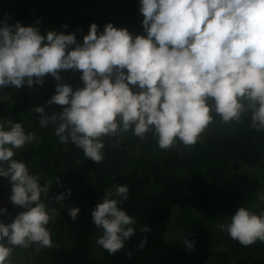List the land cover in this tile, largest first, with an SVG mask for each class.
I'll list each match as a JSON object with an SVG mask.
<instances>
[{
  "label": "clouds",
  "instance_id": "clouds-1",
  "mask_svg": "<svg viewBox=\"0 0 264 264\" xmlns=\"http://www.w3.org/2000/svg\"><path fill=\"white\" fill-rule=\"evenodd\" d=\"M139 12L146 35L133 36L110 22L98 34L92 23L82 43L72 32L41 34L35 26L0 21V89L41 85L45 74L59 81L58 70H80L83 87L58 83L47 101L65 106L59 113L49 115L42 106L35 112L42 128L52 125L59 142L70 141L95 163L103 159L102 137L130 129L141 139L151 132L161 149L178 141L195 144L213 113L224 122L248 113L250 126L264 130V0H139ZM35 139L21 123L0 121V178L9 181V201L22 209L10 223L0 221V264H10L14 247L53 246L46 227L52 210L42 199L49 184L14 158ZM113 188L116 198L102 197L90 213L102 230L96 243L109 254L124 247L137 223L120 207L128 186ZM256 198L264 201V193ZM5 212L0 208V215ZM78 212L72 207L68 216L75 220ZM219 228L242 246L264 242V212L240 206ZM139 230L151 229L145 224ZM146 242L142 238L138 248ZM183 244L192 251L196 240Z\"/></svg>",
  "mask_w": 264,
  "mask_h": 264
},
{
  "label": "trees",
  "instance_id": "trees-1",
  "mask_svg": "<svg viewBox=\"0 0 264 264\" xmlns=\"http://www.w3.org/2000/svg\"><path fill=\"white\" fill-rule=\"evenodd\" d=\"M86 5L96 11L94 16L80 14ZM142 20L139 0H0V21L35 26L41 34L72 32L77 43H82L92 23L98 34L110 22L133 36H144ZM58 71L59 81L45 74L41 85L0 89V121L19 122L36 137L14 158L23 161L41 184H49L42 199L53 217L46 225L53 246L14 247L10 264H264V242L259 240L242 246L228 238L225 250L218 252L210 245L215 236L221 237L219 225L238 207L257 215L264 212V201L256 198L258 192L264 193V130L250 126L248 113L229 122L213 113L195 144L178 141L168 149L158 147L151 132L143 139L131 129L104 136L103 159L95 163L70 141L59 142L52 125L40 126L35 107L42 106L49 115L65 107L47 103L58 83L73 90L83 87L80 70ZM130 89L137 90L131 85ZM114 184L128 186V199L120 207L137 223L124 247L109 254L96 243L102 230L91 223L90 213L102 197L116 198ZM68 189L71 192L63 201L55 199ZM72 207L79 208L75 220L68 216ZM0 208L6 209L0 215L5 224L22 211L9 199L0 201ZM145 224L151 229L147 233L139 230ZM142 238L147 242L138 248ZM186 238H195L194 250H185ZM33 251L36 258L25 260Z\"/></svg>",
  "mask_w": 264,
  "mask_h": 264
},
{
  "label": "rangeland",
  "instance_id": "rangeland-1",
  "mask_svg": "<svg viewBox=\"0 0 264 264\" xmlns=\"http://www.w3.org/2000/svg\"><path fill=\"white\" fill-rule=\"evenodd\" d=\"M56 6H57V4L55 3L54 7H56ZM87 6L88 5H86L84 7V9L82 10V13H80V14H82L83 16H88V15H93L94 16L96 11L94 9L91 10ZM71 12H73L74 15H77V13H78L77 11L75 12L74 9H72ZM201 135H202V133L200 134L199 138L202 137ZM2 182L4 184V188H3V195L0 197V201L5 200V199L7 200L8 197H9V195H10V184H9L8 179L7 178H4ZM262 209H264V208H262ZM219 237H220V235H219ZM228 238H230L228 236V234L226 232L221 231V237H220V239H218V236H215V238L212 239V241H211V248L214 249V250H217V251L225 250V246H224L225 244H224V242ZM34 250H36V249H34ZM36 255H37V251H33V252H30L29 253V255H28L29 257L24 256V258H25V260H27V259L28 260H34L36 258Z\"/></svg>",
  "mask_w": 264,
  "mask_h": 264
}]
</instances>
